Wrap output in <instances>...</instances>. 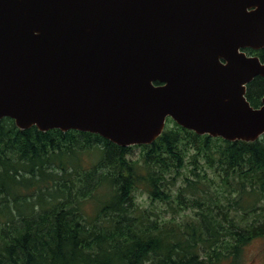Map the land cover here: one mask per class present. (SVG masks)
<instances>
[{"label": "water", "instance_id": "95a60500", "mask_svg": "<svg viewBox=\"0 0 264 264\" xmlns=\"http://www.w3.org/2000/svg\"><path fill=\"white\" fill-rule=\"evenodd\" d=\"M264 0H0V121L154 143L264 136Z\"/></svg>", "mask_w": 264, "mask_h": 264}, {"label": "trees", "instance_id": "16d2710c", "mask_svg": "<svg viewBox=\"0 0 264 264\" xmlns=\"http://www.w3.org/2000/svg\"><path fill=\"white\" fill-rule=\"evenodd\" d=\"M246 52L264 62V48ZM246 97L262 105L264 78ZM258 239L264 136L229 142L168 119L151 145L123 148L0 121V264H240Z\"/></svg>", "mask_w": 264, "mask_h": 264}, {"label": "rangeland", "instance_id": "374dc122", "mask_svg": "<svg viewBox=\"0 0 264 264\" xmlns=\"http://www.w3.org/2000/svg\"><path fill=\"white\" fill-rule=\"evenodd\" d=\"M140 151L136 150L135 155L139 156ZM92 157L89 155L83 156V161L85 163H90ZM140 203L143 207H150L151 203L147 197H140ZM88 210L91 211L92 208L88 207ZM170 216V214H168ZM228 264V263H222ZM240 264H264V239H258L253 241L250 245H248L245 249V252L242 256Z\"/></svg>", "mask_w": 264, "mask_h": 264}, {"label": "bare ground", "instance_id": "6f19581e", "mask_svg": "<svg viewBox=\"0 0 264 264\" xmlns=\"http://www.w3.org/2000/svg\"><path fill=\"white\" fill-rule=\"evenodd\" d=\"M40 131V130H39Z\"/></svg>", "mask_w": 264, "mask_h": 264}]
</instances>
